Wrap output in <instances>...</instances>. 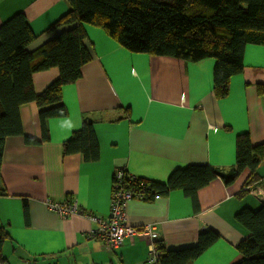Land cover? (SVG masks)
I'll return each mask as SVG.
<instances>
[{
  "label": "crops",
  "instance_id": "obj_1",
  "mask_svg": "<svg viewBox=\"0 0 264 264\" xmlns=\"http://www.w3.org/2000/svg\"><path fill=\"white\" fill-rule=\"evenodd\" d=\"M56 4L59 15L69 6L66 0H0V24L23 10L42 33L58 19L44 18ZM86 31L92 57L81 77L63 87L67 114L49 119V138L43 140L39 107L28 102L21 108L24 134L38 141L28 142L22 134L5 140L0 186L7 193L0 190V227L10 238L0 264H154L149 236L138 234L118 250H108L94 237L99 223L85 214L62 218L45 200H76L87 212L107 218L114 171L120 167L159 182L189 165L226 173L236 167L240 134L248 133L253 144L264 142V95L259 92L264 44L246 45L242 71L232 75L229 94L217 97L215 59L133 53L98 27L86 24ZM51 36L40 35L30 49ZM41 72L33 74L37 93L59 75L58 68ZM85 121L93 123L100 147L94 161L63 147ZM247 174L231 184L218 175L198 190L197 202L182 189L153 200H130L127 220L154 226L167 249L194 246L200 232L212 228L219 237L194 264H231L241 257L237 245L250 234L236 214L264 205V162L251 186Z\"/></svg>",
  "mask_w": 264,
  "mask_h": 264
},
{
  "label": "trees",
  "instance_id": "obj_2",
  "mask_svg": "<svg viewBox=\"0 0 264 264\" xmlns=\"http://www.w3.org/2000/svg\"><path fill=\"white\" fill-rule=\"evenodd\" d=\"M66 1L69 9L43 31L57 32L56 35L34 49L30 46L39 34L25 12H17L0 24V182L6 138L25 135L22 106L28 102L38 105L43 140L49 138V119L67 114L63 87L81 77L83 66L92 57L85 41L86 24L102 29L133 53L168 55L191 61L215 59L217 97L229 94L232 75L242 71L246 45L264 44V0ZM51 68L59 69L58 78L45 91L37 93L33 74ZM259 86V92L264 95V84ZM25 137L28 142L38 141ZM63 147L66 153H80L85 160L99 159L100 147L93 123L85 121L64 141ZM263 162L264 142L253 144L250 135L243 133L237 140L236 167L226 173L219 168L212 170L205 165H189L175 170L167 182H159L139 176L132 179L125 171L120 183L122 188L144 195L141 200H153L169 195L174 189H182L197 202L198 190L218 175L226 184H231L246 171V183L251 186L260 178L257 168ZM0 190L1 194L7 193L1 186ZM24 212L29 217L28 198H24ZM236 218L250 234L237 245L241 257L231 264H264V205L257 210L243 208ZM94 237L106 246L103 238L96 234ZM218 237L216 230L204 229L196 245L182 249H167L164 240L157 238L158 255L152 261L151 254L150 261L154 264H194ZM9 238L6 227L1 226V262L6 260L3 249Z\"/></svg>",
  "mask_w": 264,
  "mask_h": 264
},
{
  "label": "built area",
  "instance_id": "obj_3",
  "mask_svg": "<svg viewBox=\"0 0 264 264\" xmlns=\"http://www.w3.org/2000/svg\"><path fill=\"white\" fill-rule=\"evenodd\" d=\"M126 170L122 167L114 171L112 196H111V210L107 218H101L93 212H87L82 208L76 200L64 199L55 200L53 198H47L45 200L48 207L55 211L60 217L67 218L76 214H85L93 221L99 223V229L95 232L100 238L106 241V247L109 250L119 248L127 238L132 239L138 234H145L150 237L149 249L152 254L151 260H156L158 251L156 250L155 240L158 238V232L155 231V227L152 225H131L127 220L126 205L130 200L143 199L144 195L135 193L132 190H126L122 188L121 180L125 177ZM128 176L132 179L136 176L128 173ZM259 194H262L261 190H257ZM136 194V195H135Z\"/></svg>",
  "mask_w": 264,
  "mask_h": 264
},
{
  "label": "rangeland",
  "instance_id": "obj_4",
  "mask_svg": "<svg viewBox=\"0 0 264 264\" xmlns=\"http://www.w3.org/2000/svg\"><path fill=\"white\" fill-rule=\"evenodd\" d=\"M54 3V2H53ZM69 7V6H68ZM67 7V10L69 9ZM21 11H23V10H21ZM59 11H60V7H59V4H56V5H54L50 10H49V12H47V14H45L44 15V18H47V19H49V18H54V20L56 19V18H60L63 14H64V12L66 11H64V12H62L60 15H59ZM17 12H20V11H16L15 13H17ZM24 12V11H23ZM14 13V14H15ZM13 14V15H14ZM12 15V16H13ZM12 16H10V17H12ZM8 19V18H7ZM57 33V32H56ZM56 33L55 32H52V33H49V32H47L46 34L47 35H52L50 38H45L44 40H43V42H41L40 44H42V43H44L45 41H47V40H49V39H51L54 35H56ZM42 34H44L43 32L42 33H39V37H40V35H42ZM39 44V45H40ZM45 71V70H44ZM37 73H42L41 71H37ZM59 76V75H58ZM58 78V77H57ZM56 78V79H57ZM55 81V80H54ZM53 82V81H52ZM127 171V170H126ZM128 172V171H127ZM129 173V172H128ZM131 174V173H130Z\"/></svg>",
  "mask_w": 264,
  "mask_h": 264
},
{
  "label": "water",
  "instance_id": "obj_5",
  "mask_svg": "<svg viewBox=\"0 0 264 264\" xmlns=\"http://www.w3.org/2000/svg\"><path fill=\"white\" fill-rule=\"evenodd\" d=\"M155 261V260H154Z\"/></svg>",
  "mask_w": 264,
  "mask_h": 264
}]
</instances>
